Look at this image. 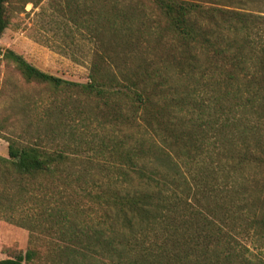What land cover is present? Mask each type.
Here are the masks:
<instances>
[{
  "label": "trees",
  "instance_id": "1",
  "mask_svg": "<svg viewBox=\"0 0 264 264\" xmlns=\"http://www.w3.org/2000/svg\"><path fill=\"white\" fill-rule=\"evenodd\" d=\"M233 1L0 0V37L31 4L33 38L85 56L88 82L46 74L11 50L0 49V64L54 95L101 102L120 133L96 195L99 229L70 264H251L242 231L256 228V209L244 184L247 169L264 170V11ZM8 158L28 177L65 160L16 141ZM36 259L0 250V264Z\"/></svg>",
  "mask_w": 264,
  "mask_h": 264
},
{
  "label": "rangeland",
  "instance_id": "2",
  "mask_svg": "<svg viewBox=\"0 0 264 264\" xmlns=\"http://www.w3.org/2000/svg\"><path fill=\"white\" fill-rule=\"evenodd\" d=\"M25 1L37 0H20V4ZM39 1L44 6L49 0ZM230 3L241 11H264V0ZM31 10L27 4L24 13L11 16L10 27L0 37V49L13 51L56 78L87 83L85 56H64L33 38ZM106 111L94 99L54 95L46 87L27 84L13 66L0 64V250L9 254L33 250L37 253L34 264H70L76 248L86 245L99 229L102 211L96 195L109 174V149L120 136ZM261 132L264 136V124ZM9 141L61 153L65 160L53 174L18 175L7 162ZM245 176L247 204L256 209V228H243L242 256L251 264H264V170L250 168Z\"/></svg>",
  "mask_w": 264,
  "mask_h": 264
}]
</instances>
